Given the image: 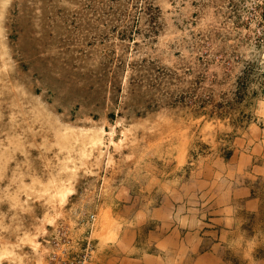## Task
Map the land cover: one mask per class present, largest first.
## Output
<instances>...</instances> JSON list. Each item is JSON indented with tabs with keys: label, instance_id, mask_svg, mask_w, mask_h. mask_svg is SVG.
<instances>
[{
	"label": "rangeland",
	"instance_id": "1",
	"mask_svg": "<svg viewBox=\"0 0 264 264\" xmlns=\"http://www.w3.org/2000/svg\"><path fill=\"white\" fill-rule=\"evenodd\" d=\"M1 48L0 264H45L60 230L90 264L118 239L103 213L154 229L167 187L191 182L203 218L178 234L171 214L175 244L212 232L220 264H264V0H0ZM52 186L71 194L49 224ZM237 188L254 203L238 192L215 221Z\"/></svg>",
	"mask_w": 264,
	"mask_h": 264
},
{
	"label": "crops",
	"instance_id": "2",
	"mask_svg": "<svg viewBox=\"0 0 264 264\" xmlns=\"http://www.w3.org/2000/svg\"><path fill=\"white\" fill-rule=\"evenodd\" d=\"M240 172H242V170H240ZM197 183L198 182L195 184L197 185ZM192 184L193 182L183 186L180 190H172L169 187L170 185L167 187V190L163 194V203L160 207L154 208V220L160 224L159 227H154V229L139 227L138 230H121L122 233L117 231L116 235L118 236V239L115 244H96L95 250L91 256L90 264H174L173 260L179 258V254L185 256V258H182L183 260L180 264H220L221 258L215 253L219 248L220 243H218L216 238L213 237L212 232L206 234L209 235L211 239L209 240L206 238V240L203 239V241H200L202 239H195V237L192 238L195 233L192 235L190 233L191 240L194 242L195 240L196 242L199 241L198 246L195 245L194 242L187 244L186 238V244H180V246H177L172 238L174 237L172 235L173 230L169 229L172 225L171 214L173 215L175 213L176 215H179L180 222L179 225L177 223L175 227V232L178 234H180L178 231H180L184 225V219L198 220L199 218H203V216L198 215L199 211H197V208L193 203L195 200L200 201V199H198L196 194H193L194 188L192 187ZM227 187H230V185H227ZM238 192L249 198L247 200H240V202H243L244 207L249 208L254 203V199L250 198V192L243 188L223 191L222 194L225 195V199H229L230 207L226 204L220 209L218 207L220 204L215 206L216 209L212 212V214L217 215L215 221L219 219L218 215L226 218V220L229 219L227 216H229L231 207L233 206L231 205V199L235 201ZM173 203H178V205L173 206ZM234 204L236 205V202H234ZM135 214H138L137 217H140V220L135 221L138 222V227L140 226L142 217L139 215V211L137 213L135 212ZM186 214L188 215L186 216ZM143 225H145V222ZM226 226H228L227 223ZM144 232H147V234H144ZM174 235L176 236V233ZM202 242H204L205 245H200ZM229 243H232V241ZM173 246L176 249V254L172 253ZM200 247L203 248V251L197 255L196 251L200 249ZM150 251H153V253H150ZM190 252H193L194 259L188 257Z\"/></svg>",
	"mask_w": 264,
	"mask_h": 264
},
{
	"label": "bare ground",
	"instance_id": "3",
	"mask_svg": "<svg viewBox=\"0 0 264 264\" xmlns=\"http://www.w3.org/2000/svg\"><path fill=\"white\" fill-rule=\"evenodd\" d=\"M4 2H2V4H3ZM5 49V48H4ZM4 49L3 48H1L0 49V54H1V56H3L4 54H5V52L6 51H4ZM1 59H2V57H1ZM3 60V59H2ZM16 88V87H15ZM21 89V88H20ZM19 89V90H20ZM15 91H16V89H15ZM19 94V93H18ZM21 94V93H20ZM121 124V123H120ZM85 130H87V132H90V131H97V133L98 134H100V135H102V132H103V128H102V126H98V124H94V125H90L89 127H87ZM111 130V129H110ZM64 131V130H63ZM114 132V131H113ZM94 133V132H93ZM123 135H125V132L123 131V133H122ZM80 135H81V133H80ZM107 136H108V134H106ZM122 135V136H123ZM66 136V135H65ZM89 136V135H88ZM109 136H110V139H109V141L111 142V136H112V133H109ZM119 137V136H118ZM81 138V137H80ZM87 138V137H86ZM85 138V139H86ZM122 140L123 139H121V141L120 142H118V143H116V144H113L114 146H113V148H116V147H118L120 144H121V142H122ZM86 141H87V139H86ZM94 142V141H93ZM97 143H93V145H96ZM99 144L101 145L102 143L99 141ZM107 144H109V143H107ZM110 145V144H109ZM67 146V145H66ZM73 146V145H72ZM98 146V145H97ZM60 148V147H59ZM68 148H70V147H68ZM76 148H78V147H76ZM100 148V147H99ZM58 149V148H57ZM80 150V149H79ZM101 150V149H100ZM99 150V151H100ZM83 151V150H82ZM87 151V150H86ZM98 151V152H99ZM80 152V151H79ZM78 152V153H79ZM91 152V151H90ZM68 153V152H67ZM77 153V154H78ZM83 153V152H82ZM93 153V152H92ZM76 154V155H77ZM102 154V153H101ZM69 155H70V153H69ZM83 155V154H82ZM95 155V154H94ZM74 155H72V158H74L73 157ZM80 156V155H79ZM77 158V157H76ZM63 159V158H62ZM75 160V159H74ZM59 161H61V160H59ZM67 161V160H66ZM78 161V160H77ZM79 161H80V159H79ZM63 162V161H62ZM86 162V161H85ZM64 164H66L65 163V161L63 162ZM87 163V162H86ZM63 164V165H64ZM70 164V163H69ZM86 167H87V165H86ZM72 168V167H71ZM77 168V167H76ZM61 170H62V168H61ZM70 170V169H69ZM73 171V170H72ZM65 173V172H64ZM76 174V173H75ZM75 174H73V175H75ZM69 175V174H68ZM71 178H72V176H70ZM63 178V177H62ZM69 179V178H68ZM68 181V180H67ZM69 182V181H68ZM63 183V182H62ZM65 183V182H64ZM60 186V185H59ZM53 188L51 189V192H50V200L51 201H48L46 198H42V199H44L43 200V202H45L46 203V205L44 206V213H45V215H44V217H45V220L47 221V223H49V224H51V223H53V221L54 220H56V219H58V218H60V215H61V212H62V210H61V208H62V206L65 204V202H66V200H67V198H68V195L69 194H71V189L69 188V187H65V188H60V189H57V187L55 188V186H52ZM40 193V192H39ZM44 193H48V192H44ZM29 194V193H28ZM38 194V193H37ZM47 195V194H46ZM45 195V196H46ZM38 196H40V194H38ZM49 196V195H48ZM36 197H37V195H36ZM39 198V197H38ZM12 203V202H11ZM44 204V203H43ZM14 205V204H13ZM108 211L106 212V214L105 213H103V215L101 216L102 217V220L100 221V223H99V230L101 231V233H103L104 235H103V239L105 240V239H108V240H112V239H114V237H115V235L117 234L116 233V231H115V228H114V225L116 226V225H118V222L117 221H115L114 219H116V218H111L108 214ZM113 219V220H112ZM121 219V218H120ZM122 223V222H121ZM114 224V225H113ZM118 231V230H117ZM101 236V235H100ZM107 240V241H108ZM34 245V244H33ZM18 263V262H17Z\"/></svg>",
	"mask_w": 264,
	"mask_h": 264
},
{
	"label": "built area",
	"instance_id": "4",
	"mask_svg": "<svg viewBox=\"0 0 264 264\" xmlns=\"http://www.w3.org/2000/svg\"><path fill=\"white\" fill-rule=\"evenodd\" d=\"M95 221L93 214L88 215L87 224ZM76 239L69 234V230L55 231L50 243V251L47 253L45 264H88L90 249L89 244L77 252Z\"/></svg>",
	"mask_w": 264,
	"mask_h": 264
}]
</instances>
